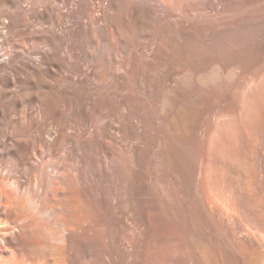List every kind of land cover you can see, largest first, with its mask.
<instances>
[{
    "label": "bare ground",
    "instance_id": "6f19581e",
    "mask_svg": "<svg viewBox=\"0 0 264 264\" xmlns=\"http://www.w3.org/2000/svg\"><path fill=\"white\" fill-rule=\"evenodd\" d=\"M240 1L0 0V264H146L142 212L130 224L107 196H127L131 175L142 173L150 129L159 140L150 195L193 191L187 163L203 159L208 120L245 74L242 61L202 69L193 47ZM38 217L53 223L41 227ZM195 222L199 264H223ZM99 223L130 231L101 240Z\"/></svg>",
    "mask_w": 264,
    "mask_h": 264
},
{
    "label": "rangeland",
    "instance_id": "374dc122",
    "mask_svg": "<svg viewBox=\"0 0 264 264\" xmlns=\"http://www.w3.org/2000/svg\"><path fill=\"white\" fill-rule=\"evenodd\" d=\"M258 1L241 0L238 11L234 13H231L233 11L228 7V12L226 10L227 13H224L226 17H223L225 27L214 28L215 22L212 23L213 28H210L211 22L205 21V26L208 22L209 27H206L209 33L205 32L204 35L203 32L196 44H193L195 46L193 58L196 57L197 60L199 57L197 61L194 59L199 66L202 64L201 67L208 68L212 62L219 61L223 68H227L231 63L242 61V66L244 65L242 73H245L241 74L245 80L237 77V81L235 79L232 82L228 91L234 88L233 91L225 94L220 107L208 120V150L203 159L191 156L187 163L189 166L186 164L189 167H186L188 171L196 173L190 186V191H193L184 195V191L180 190L182 186L177 184L176 187L181 191L180 196H160L159 189L154 190L156 196L150 195L148 188L150 184L158 188L155 182L158 171L149 165L156 148L155 142L152 143L156 141V134L150 129L146 137H149L150 133L151 136L154 134V140L150 136L149 140H145L149 143L144 142L145 148L147 147L146 149L143 147L146 152L143 153L144 172L142 171L136 178L131 175L127 196H107L111 202L109 209L111 208L112 213L120 215V211L126 209L130 224L135 216V210L139 209L142 212L146 224L144 238L146 243L143 248L146 264H199L200 256L196 249L201 235L197 225H194L197 220L203 222V231L207 232V235L204 233L203 236L211 248L210 251L213 249L212 253L216 256L213 255L214 258L223 264H264V0ZM243 2L250 3V7H247L249 6L247 4L245 6ZM234 16L238 20L237 26L233 28L227 26L230 22L228 20H234ZM202 22L200 25L203 26ZM217 38L220 39L217 41ZM180 44L178 39L177 45ZM178 46H175L177 50L175 51L180 55V51L184 49L182 44L180 46L182 49L179 47V50ZM183 54L180 57H183ZM203 67L202 69H205ZM198 69L199 67L194 68L196 71ZM249 79L252 83L248 81ZM243 88H246V91ZM196 160H201V164ZM201 170L205 171V175ZM203 176L205 180H201ZM77 197L81 199L80 204H84L83 207L80 205L84 209L86 202L82 199L83 196ZM102 197L106 196H99ZM115 198L123 200L122 207L114 200ZM100 207L99 213H103ZM162 209L167 212L166 216ZM180 211L182 215L185 214L186 222L182 221ZM38 222L41 227H46L51 225L53 220L40 217ZM104 225L99 223L97 226L101 240L108 230ZM120 225L116 223V229L108 230L109 234L106 235L113 240H120L130 231L124 230ZM108 236L104 237L103 246L108 242Z\"/></svg>",
    "mask_w": 264,
    "mask_h": 264
}]
</instances>
